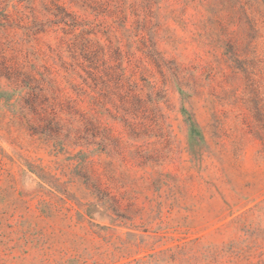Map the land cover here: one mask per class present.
Listing matches in <instances>:
<instances>
[{
    "label": "rangeland",
    "instance_id": "1",
    "mask_svg": "<svg viewBox=\"0 0 264 264\" xmlns=\"http://www.w3.org/2000/svg\"><path fill=\"white\" fill-rule=\"evenodd\" d=\"M0 264H264V0H0Z\"/></svg>",
    "mask_w": 264,
    "mask_h": 264
}]
</instances>
